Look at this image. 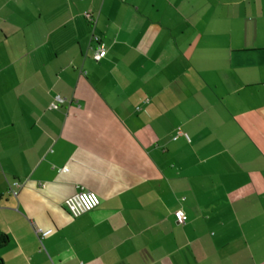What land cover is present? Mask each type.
I'll return each mask as SVG.
<instances>
[{"label":"crops","instance_id":"0c3cea01","mask_svg":"<svg viewBox=\"0 0 264 264\" xmlns=\"http://www.w3.org/2000/svg\"><path fill=\"white\" fill-rule=\"evenodd\" d=\"M0 195L3 264H264V0H0Z\"/></svg>","mask_w":264,"mask_h":264},{"label":"built area","instance_id":"2783aa9c","mask_svg":"<svg viewBox=\"0 0 264 264\" xmlns=\"http://www.w3.org/2000/svg\"><path fill=\"white\" fill-rule=\"evenodd\" d=\"M87 19L91 22H93V19L91 18L90 13L87 14ZM106 54L105 48L103 46L97 47V50L95 52L94 58L96 60L102 59ZM66 99L61 97L60 95H54L52 98V101L48 105L49 110H58V108L65 103ZM16 187L19 186L18 183H14ZM100 204L99 197L92 191L79 189L77 193H75L73 196L67 198L64 201V207L68 214L72 218H78L82 216L83 214H86L92 210H94L96 207H98ZM174 218L175 221L178 224H184L186 221V215L182 210H177L174 212ZM50 231L47 232H41L42 236H45L49 234Z\"/></svg>","mask_w":264,"mask_h":264},{"label":"trees","instance_id":"16d2710c","mask_svg":"<svg viewBox=\"0 0 264 264\" xmlns=\"http://www.w3.org/2000/svg\"><path fill=\"white\" fill-rule=\"evenodd\" d=\"M2 199L3 197L2 195H0V202L2 201ZM8 242H9L8 236L5 233L0 232V250L6 247ZM0 264H3L1 260H0Z\"/></svg>","mask_w":264,"mask_h":264}]
</instances>
